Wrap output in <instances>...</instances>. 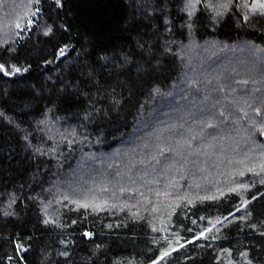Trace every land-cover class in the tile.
Listing matches in <instances>:
<instances>
[{
    "label": "trees",
    "instance_id": "obj_1",
    "mask_svg": "<svg viewBox=\"0 0 264 264\" xmlns=\"http://www.w3.org/2000/svg\"><path fill=\"white\" fill-rule=\"evenodd\" d=\"M253 2L0 0V264H264Z\"/></svg>",
    "mask_w": 264,
    "mask_h": 264
},
{
    "label": "rangeland",
    "instance_id": "obj_2",
    "mask_svg": "<svg viewBox=\"0 0 264 264\" xmlns=\"http://www.w3.org/2000/svg\"><path fill=\"white\" fill-rule=\"evenodd\" d=\"M246 7L244 8V12L247 16V20H248L249 25L253 28L264 30V16L262 14V11H261L259 5L256 2H253L251 5L246 6ZM209 46H212V45H209ZM237 53L238 52L232 50L230 53H228V56L233 57L235 59L237 56ZM207 54H205L206 60L208 59V57L211 58L210 55H207ZM213 57L214 56L212 55V58ZM206 63H207V61H206ZM197 64H199V63H197Z\"/></svg>",
    "mask_w": 264,
    "mask_h": 264
},
{
    "label": "snow or ice",
    "instance_id": "obj_3",
    "mask_svg": "<svg viewBox=\"0 0 264 264\" xmlns=\"http://www.w3.org/2000/svg\"><path fill=\"white\" fill-rule=\"evenodd\" d=\"M262 7H264V5H262ZM0 69H2V66H0Z\"/></svg>",
    "mask_w": 264,
    "mask_h": 264
},
{
    "label": "water",
    "instance_id": "obj_4",
    "mask_svg": "<svg viewBox=\"0 0 264 264\" xmlns=\"http://www.w3.org/2000/svg\"><path fill=\"white\" fill-rule=\"evenodd\" d=\"M262 3H263V5H264V0H262Z\"/></svg>",
    "mask_w": 264,
    "mask_h": 264
}]
</instances>
